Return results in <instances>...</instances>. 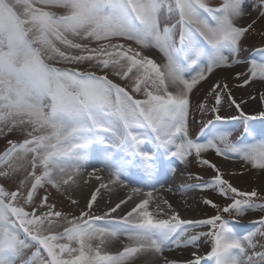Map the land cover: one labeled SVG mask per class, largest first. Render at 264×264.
Segmentation results:
<instances>
[{"label":"snow or ice","instance_id":"snow-or-ice-1","mask_svg":"<svg viewBox=\"0 0 264 264\" xmlns=\"http://www.w3.org/2000/svg\"><path fill=\"white\" fill-rule=\"evenodd\" d=\"M258 21L264 0H0V264H135L145 253L177 264L165 255L173 248L192 249L186 264H264V216L243 235L224 218L264 210V194L233 186L217 163L264 171V110L246 113L217 75L244 64L236 86L264 85V47L240 59ZM205 84L197 111L207 119L194 131L191 96ZM249 99L264 104V92ZM233 106L237 115L220 114ZM228 119L236 140L221 131ZM191 160L215 173L196 188L231 201L205 199L216 214L201 220L153 197ZM89 167L97 192L111 185L127 197L100 208L92 194L83 207L72 201L79 215L54 211L41 190Z\"/></svg>","mask_w":264,"mask_h":264},{"label":"rangeland","instance_id":"rangeland-1","mask_svg":"<svg viewBox=\"0 0 264 264\" xmlns=\"http://www.w3.org/2000/svg\"><path fill=\"white\" fill-rule=\"evenodd\" d=\"M209 6L211 7H218L219 4L221 3V0H207ZM245 50L240 53V59L247 58L248 60L252 58H259L258 55L255 53V49L257 47H264V21H258L257 25L254 26L253 33L252 35L248 38V40L245 42ZM242 65L241 69L238 71H245V65L244 64H238ZM58 66V65H57ZM236 66V65H235ZM119 71V69H117ZM225 71V70H224ZM224 71L218 72L217 75L220 77L219 82L220 83H228L231 87L232 93H233V98L236 95H239L241 93H247L248 89L250 87L244 86V87H237V81L235 79V73L231 76H228L227 74H224ZM114 79H118V77H110ZM215 79V77L213 78ZM259 83V82H257ZM257 83H254L255 85ZM252 84L251 87H254ZM208 85L205 84L204 88L197 91L195 95L191 96V113H190V123L192 125L193 130L195 131L198 129L200 125V121L202 119H207V117H203L199 111H197V101L200 100L202 96H204V91L207 89ZM254 92L257 90H253ZM254 96V95H253ZM246 101V104L249 102L253 101L254 102V108L251 109L250 111L244 110L243 105V110L251 115H255L259 110H264V104H261L257 100H250L249 97H244L243 99ZM208 103L209 105L214 104V100L211 97H208ZM224 117H231L233 115H237L238 113L235 111V108L233 106L232 109H227V107L221 111L220 113ZM225 114V115H224ZM230 114V115H229ZM225 124L228 126L221 129V131H231L232 132V139L236 140L238 137H240L241 132H240V125L236 121H232L230 119L224 121ZM257 126H260L259 124ZM233 129H236L233 131ZM12 139H16V137H10ZM6 147V140L3 138H0V153H2L5 150ZM223 159V158H221ZM226 160H236L240 161L239 159L232 158V159H226ZM238 166V171L237 172H222L224 175V178L228 179L233 186L245 190V191H251V190H256L258 193L264 194V171L261 170H255V169H248L243 166L241 161L239 162ZM27 167V166H26ZM184 167H188L189 171L196 177L198 175L200 178H202V181H210L212 176L215 174L212 170H209L208 168L201 166L198 161L196 160H191L187 165H184ZM236 168V167H235ZM28 170L30 171V167H28ZM232 170V168H231ZM24 172L19 175L20 179H23L24 177ZM197 183L196 185H198ZM196 185L194 187L197 192L203 197V199H212L217 205L220 207L225 206L227 203H230L231 201H228L222 197H220L215 191L212 189H207V190H200L196 188ZM48 188L47 192H44L41 190V194L46 193V195H49L51 192H53V189ZM54 195V194H53ZM155 195V194H154ZM153 195V197H154ZM57 196V195H56ZM53 198V197H52ZM59 199H56V205L54 208V211H61L64 214H68L70 217L71 215H75L76 210L75 209H70L72 208L71 204L66 202L63 198L58 197ZM154 199L158 201L157 197L155 196ZM55 200V196H54ZM53 201L50 199V203ZM258 204H264V200L257 199ZM67 210H70L68 212ZM216 214V209L212 208L211 206H206L205 204L202 207V210L199 211L197 208H195V217L199 220L208 218L212 215ZM264 216V210L262 209H256V210H249L246 212V214L242 217H235L233 218L232 216L228 214H224V218L228 219L230 222H233V220H238L239 223L234 224V230L237 232L238 235H243L249 230H253L255 227L256 221L259 220L260 217ZM245 220H249L248 222L244 223ZM243 221V223H242ZM197 230L201 232L206 231V228H201V227H196ZM24 259H29V257H25Z\"/></svg>","mask_w":264,"mask_h":264},{"label":"bare ground","instance_id":"bare-ground-1","mask_svg":"<svg viewBox=\"0 0 264 264\" xmlns=\"http://www.w3.org/2000/svg\"><path fill=\"white\" fill-rule=\"evenodd\" d=\"M242 60V59H241ZM242 65H236L232 68L231 73H229L227 70L224 71V74H227L228 76H231L234 74V72H238L241 69ZM254 87H250L248 89L247 93H241L239 95H236L234 99L239 102L241 99H244V97H249V94L256 95L258 91L264 92V85L261 83H257L256 85H253ZM257 90V91H253ZM258 101V99H256ZM254 108V102L251 101L248 104L244 106V110L250 111ZM225 115V114H224ZM230 115V114H229ZM240 161L236 160H226V159H217V163L219 164L222 172H237L238 166ZM93 164L96 168H103V164L99 159H94ZM236 167V168H235ZM232 168V170H231ZM24 171L21 170L19 172V175L23 173ZM92 172V167H89L87 171L82 172L80 176L74 177V183L69 182L68 185L61 186V189L57 191L56 189H53L52 195L51 192L49 195V203L50 199H52L53 204L56 205V199H59L58 197L63 198L66 202L71 204L72 209H75V215H79V209L75 208L72 204V201H77L81 207H83L88 200L91 199V195L95 194L97 196V201H99L100 208H104L106 205H113L121 198H126L129 194L127 189L123 188H112L111 185H109L107 188H100V190L97 192L96 189L99 188V183L95 181V178H90L88 173ZM102 177H107L109 174V170L107 168H104L102 172L99 173ZM197 177L199 179H197ZM106 182V181H105ZM197 183H202V178H200L198 175L196 177L189 171L188 167L182 166L180 169H177L174 173L170 174L169 177L166 180L162 181V185H157L155 191H153V195L157 197L158 201L161 203L163 207H166V205L163 204L165 200H167L169 203L173 205V207L178 210L180 216L182 219L185 220H199L195 217V208H197L199 211L202 210V207L204 205L203 197L197 192V190L194 189L195 185ZM51 188L50 186H48ZM52 189V188H51ZM171 189V190H170ZM145 191H148V189H145ZM54 194V195H53ZM46 195V193L41 194ZM57 195V196H56ZM55 196V200H54ZM53 197V198H52ZM94 207L95 202H94ZM70 212V210H67ZM96 214L99 215L100 211L97 209ZM114 217L117 216V214H112ZM158 218H168L167 214H157ZM248 222L249 220H245L244 223ZM243 223V221H242ZM188 234H199L200 231L196 228L189 227L187 229ZM118 247V246H117ZM107 251L110 253H115L116 247L109 246ZM192 249L191 248H180L176 249L173 248L171 251H166L165 255L168 256L170 260L176 261L177 264H186L187 260L190 258V253ZM153 257L151 254L145 253L140 254L137 258L135 264H152Z\"/></svg>","mask_w":264,"mask_h":264}]
</instances>
